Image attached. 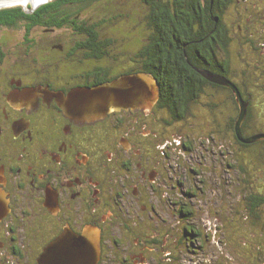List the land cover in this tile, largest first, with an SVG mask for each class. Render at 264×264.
<instances>
[{
	"label": "flooded vegetation",
	"instance_id": "flooded-vegetation-1",
	"mask_svg": "<svg viewBox=\"0 0 264 264\" xmlns=\"http://www.w3.org/2000/svg\"><path fill=\"white\" fill-rule=\"evenodd\" d=\"M51 1L0 5L27 14H0V264H38L54 240L79 236L88 225L100 229L98 264H187L188 254L199 253L190 264H218L214 245L192 241L200 231L182 222L194 213L192 200L202 199L204 156L220 148L227 169L234 167L236 94L208 75L228 78L252 103L231 76V0L220 8L215 0L202 4L203 19L191 23L182 19L190 15L184 8L196 0H159L182 18L157 24L149 19L156 0H139L146 16L135 27L120 25L124 12L108 9L114 0L40 11ZM159 24L197 32L200 54L193 58L184 45L167 84L157 78L151 109L113 111L93 122L64 113L55 92L144 71L154 41L166 39L155 35ZM170 213L175 225H168Z\"/></svg>",
	"mask_w": 264,
	"mask_h": 264
},
{
	"label": "rangeland",
	"instance_id": "rangeland-1",
	"mask_svg": "<svg viewBox=\"0 0 264 264\" xmlns=\"http://www.w3.org/2000/svg\"><path fill=\"white\" fill-rule=\"evenodd\" d=\"M108 9L124 12L120 17L121 26L144 25L147 7L139 0H114L108 4ZM225 19L233 23L235 31L230 44L232 74L235 80L239 78L240 87L249 92L248 98L253 97V109L257 111L249 128L255 133L263 132L264 0H231ZM236 143L235 140L234 153L229 158L233 159V168L227 169L226 157L222 156L220 148L204 156L202 199L198 202L195 198L192 200L194 213L182 224L188 222L198 228L201 234L191 237L195 243L214 245L212 250L216 249L218 264H264V201L255 210L248 205L250 194L264 197V158L256 151L263 145L256 143L253 148L245 149ZM165 217L168 225L176 224L177 218L171 213ZM200 255L188 254L187 264L193 263L191 259Z\"/></svg>",
	"mask_w": 264,
	"mask_h": 264
},
{
	"label": "water",
	"instance_id": "water-1",
	"mask_svg": "<svg viewBox=\"0 0 264 264\" xmlns=\"http://www.w3.org/2000/svg\"><path fill=\"white\" fill-rule=\"evenodd\" d=\"M14 1L19 0H0V5L18 3ZM33 6L36 5L33 3ZM208 77L214 82L232 88L236 94L239 105V114L235 121L237 138L247 144L264 140V133L243 135L242 127L248 116L249 102L243 98L239 87L224 76ZM54 95L68 117L76 122H93L105 118L113 111L151 109L159 98L160 83L153 73L139 71L123 74L114 80L92 86L77 87L69 93L55 92ZM100 258V229L88 225L79 236L64 233L54 240L38 264H98Z\"/></svg>",
	"mask_w": 264,
	"mask_h": 264
},
{
	"label": "trees",
	"instance_id": "trees-1",
	"mask_svg": "<svg viewBox=\"0 0 264 264\" xmlns=\"http://www.w3.org/2000/svg\"><path fill=\"white\" fill-rule=\"evenodd\" d=\"M70 1H78V0H54L53 2H48L45 3L44 5H42V7L40 8L41 10H46L48 8H58L60 6H62L63 4H65L66 2H70ZM159 0H156L154 3L152 2L151 5V16L149 19L152 20V22H155V24H157L158 22L161 21H165V22H172V20H175L176 18H182L181 17V13L178 11L177 13H174L173 10H169L163 2H158ZM206 2H204L203 0H196V2H192L190 3L188 6L189 10L187 8H184L185 10H187L190 15H184L182 19H185L188 23H191L190 21L192 20L197 21V20H202L203 19V14L201 11V6L202 4H207V8L211 5V0H205ZM223 0H215V5L220 8L219 6V2H222ZM146 3H148L147 0H145ZM30 6V4H29ZM203 8V7H202ZM216 8V7H215ZM15 9V10H14ZM14 9H4V10H0V14H2L3 12H14L15 14L18 15H27L25 14V12L22 10V8L16 7ZM205 9V8H203ZM185 17V18H184ZM214 16L213 14H210L207 17H205V19H213ZM189 25V24H187ZM156 36L158 37H165V41L164 42H158V41H154V43L152 44L153 47L151 48V50L149 51L148 54H150V60L148 62H146V64L144 65V71H150L151 73H153L158 79H160V83L165 86L167 83H165V78H166V74H168V76H171L172 73L171 68L173 67H179L180 64V60L183 57V48L184 45L187 46H192L191 47V51L188 48L189 53L192 55V57H196V54H200L199 50L196 49L195 47H197L194 44V40L195 38L197 39V37L195 36L197 34V32H193L192 29H189L186 27L185 29H181L179 27L176 26H172V27H163L162 24L156 25ZM235 34V31L233 33V36ZM232 41V40H231ZM231 44V42H230ZM196 53V54H195ZM228 54L230 56V66H231V60H232V51H231V45H230V50L228 51ZM232 71H231V76H232ZM233 78H235L234 76H232ZM249 96H247V99L250 100V98H248ZM251 105L250 104V108L248 111V116L247 119L244 123V133L245 136H249L252 135L253 133H255L256 131H251V129L249 128V123L250 121L255 118V115L257 114V111L255 112L253 109L254 102H253V97L251 98ZM237 111V110H236ZM237 112H236V118H237ZM261 131V130H260ZM236 141H237V145H239L240 147H243L245 149H251L253 148V145L256 143H243L241 142L237 137H236ZM257 143H263L262 145H264V142H257ZM263 148V151L261 150ZM261 149L258 150L257 148V153L261 152V154L259 153L260 156H262L264 158V146ZM236 157H238L236 155ZM239 159V157H238ZM241 169L244 170V168L241 166ZM261 197V195H260ZM264 198V197H263ZM249 206L252 210H255L256 208L258 209L260 204L263 203V200H261L259 198V195L256 194H250L249 198Z\"/></svg>",
	"mask_w": 264,
	"mask_h": 264
},
{
	"label": "bare ground",
	"instance_id": "bare-ground-1",
	"mask_svg": "<svg viewBox=\"0 0 264 264\" xmlns=\"http://www.w3.org/2000/svg\"><path fill=\"white\" fill-rule=\"evenodd\" d=\"M44 1H46V0H33V3L35 4V5H40L41 3H43ZM14 2H22L23 4H28V2H29V0H19V1H14ZM2 4H5V3H2Z\"/></svg>",
	"mask_w": 264,
	"mask_h": 264
}]
</instances>
